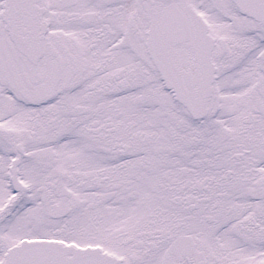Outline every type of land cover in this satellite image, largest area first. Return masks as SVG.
<instances>
[{"label": "snow or ice", "instance_id": "obj_1", "mask_svg": "<svg viewBox=\"0 0 264 264\" xmlns=\"http://www.w3.org/2000/svg\"><path fill=\"white\" fill-rule=\"evenodd\" d=\"M0 264H264V0H0Z\"/></svg>", "mask_w": 264, "mask_h": 264}]
</instances>
